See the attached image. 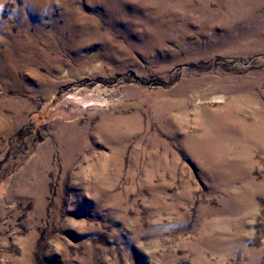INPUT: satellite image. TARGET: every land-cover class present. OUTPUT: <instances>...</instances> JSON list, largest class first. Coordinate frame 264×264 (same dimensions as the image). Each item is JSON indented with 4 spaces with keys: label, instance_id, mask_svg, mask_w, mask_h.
Listing matches in <instances>:
<instances>
[{
    "label": "rangeland",
    "instance_id": "rangeland-1",
    "mask_svg": "<svg viewBox=\"0 0 264 264\" xmlns=\"http://www.w3.org/2000/svg\"><path fill=\"white\" fill-rule=\"evenodd\" d=\"M196 4L0 0V264H264V17Z\"/></svg>",
    "mask_w": 264,
    "mask_h": 264
},
{
    "label": "bare ground",
    "instance_id": "bare-ground-1",
    "mask_svg": "<svg viewBox=\"0 0 264 264\" xmlns=\"http://www.w3.org/2000/svg\"><path fill=\"white\" fill-rule=\"evenodd\" d=\"M199 0H169L170 2V9L173 11V8L181 7L180 11L183 10L184 5L190 4L189 6L197 5L196 3ZM229 2L234 4V10L238 11V14H245L246 16L254 15L257 18L264 17V0H228ZM253 16V17H254ZM261 27L264 28V23L261 24ZM224 121L220 120L216 123H213L214 126L221 128L224 126ZM226 130V129H225ZM224 133L220 131V135Z\"/></svg>",
    "mask_w": 264,
    "mask_h": 264
}]
</instances>
